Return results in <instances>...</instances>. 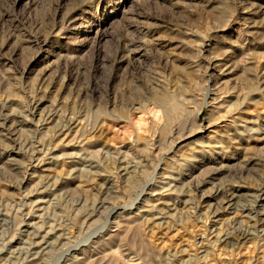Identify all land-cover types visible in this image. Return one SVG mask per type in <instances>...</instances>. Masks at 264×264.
I'll return each instance as SVG.
<instances>
[{
	"label": "rangeland",
	"instance_id": "374dc122",
	"mask_svg": "<svg viewBox=\"0 0 264 264\" xmlns=\"http://www.w3.org/2000/svg\"><path fill=\"white\" fill-rule=\"evenodd\" d=\"M0 264H264V0H0Z\"/></svg>",
	"mask_w": 264,
	"mask_h": 264
}]
</instances>
